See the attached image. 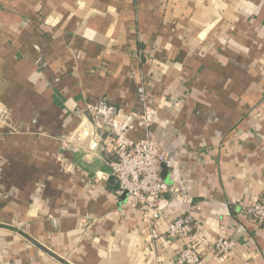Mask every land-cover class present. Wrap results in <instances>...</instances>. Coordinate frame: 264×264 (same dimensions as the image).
I'll list each match as a JSON object with an SVG mask.
<instances>
[{"label": "crops", "instance_id": "0c3cea01", "mask_svg": "<svg viewBox=\"0 0 264 264\" xmlns=\"http://www.w3.org/2000/svg\"><path fill=\"white\" fill-rule=\"evenodd\" d=\"M81 125L166 153L189 202L162 197L157 239L75 161L117 159L68 141ZM262 194L264 0H0V264H178L166 223L183 215L205 264H264V225L243 213Z\"/></svg>", "mask_w": 264, "mask_h": 264}, {"label": "built area", "instance_id": "2783aa9c", "mask_svg": "<svg viewBox=\"0 0 264 264\" xmlns=\"http://www.w3.org/2000/svg\"><path fill=\"white\" fill-rule=\"evenodd\" d=\"M140 100L145 104L146 96L140 91ZM95 117H102L110 126L116 127L117 110L112 106L100 104L90 109ZM142 121L149 123L147 115L142 116ZM125 133V129L122 130ZM68 141L84 145L88 150L99 147L114 153L117 159L108 164L112 169V175L117 180L116 194L122 197L127 194L124 207L141 212L143 221L150 231L151 240L159 237L157 226L162 217L160 202L162 197L171 193L176 200L188 204L189 198L178 190L170 188L162 179V166L166 159V153L149 137L138 142L130 140L115 143L113 138H99L91 133L86 126L81 125ZM108 175H103L108 180ZM243 213L260 225H264V194L250 207H244ZM197 221L191 215H183L166 223V233L169 238L180 240L184 247L178 256V264H205L200 255L198 243L192 240ZM234 242L227 238H218L213 244V250L217 255L228 256L234 250Z\"/></svg>", "mask_w": 264, "mask_h": 264}, {"label": "water", "instance_id": "95a60500", "mask_svg": "<svg viewBox=\"0 0 264 264\" xmlns=\"http://www.w3.org/2000/svg\"><path fill=\"white\" fill-rule=\"evenodd\" d=\"M75 161L77 162V164L79 166H81L83 169H85L89 173V175H90L91 178H94L95 177V173L98 170H100L102 173H104L105 175H108L109 176L108 182H110L111 184H113L115 186H118L117 180L112 175V169L108 165L103 164L102 167H100L101 164L97 160L94 161L91 164L90 163H87V162L83 161V155H81V153L76 154ZM163 170L165 172V169L162 166V179L164 180ZM122 197L125 200L126 197H127V194H124Z\"/></svg>", "mask_w": 264, "mask_h": 264}]
</instances>
